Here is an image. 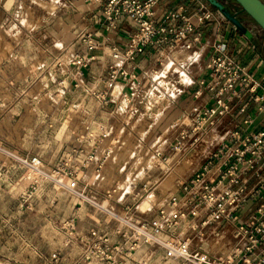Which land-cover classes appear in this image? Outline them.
<instances>
[{
	"label": "clouds",
	"instance_id": "9594fccd",
	"mask_svg": "<svg viewBox=\"0 0 264 264\" xmlns=\"http://www.w3.org/2000/svg\"><path fill=\"white\" fill-rule=\"evenodd\" d=\"M154 3L0 0V264H264L218 230L264 132L229 126L234 80Z\"/></svg>",
	"mask_w": 264,
	"mask_h": 264
},
{
	"label": "built area",
	"instance_id": "2783aa9c",
	"mask_svg": "<svg viewBox=\"0 0 264 264\" xmlns=\"http://www.w3.org/2000/svg\"><path fill=\"white\" fill-rule=\"evenodd\" d=\"M150 2L151 0H137L141 10H143L145 4ZM189 2L192 6V12L190 15H185L183 13L184 9L165 8L167 0H155V3L151 7L153 15L150 18V22L153 23L156 31L159 32L161 36H167L171 39L175 31L191 25L193 35L198 39L200 36V34L196 32V27L198 25H204L213 19L219 21L228 20L218 8L214 11L206 10L203 0H189ZM159 6L163 11L161 14H158V11H160V9L158 10ZM144 19L147 20L149 17L145 16ZM161 30L163 31L161 32ZM156 38L159 39V37ZM209 59L216 60L217 66L219 63L224 64V68L221 69L222 75L220 76L221 87L223 86L225 77L234 80L231 91L235 92V95L230 96L229 93H226L225 96L222 97L225 104L229 105V102L237 100L238 102H241L239 111L245 113L248 106L247 98H252L253 101L258 103V111L264 110V94L255 95L259 83L246 69L245 65L237 62L228 54L227 48L222 43L214 45L213 53ZM213 75L214 70L210 69L207 73L206 79L211 80ZM217 75L219 76V73H217ZM242 97L243 100H241ZM211 104H217V100L213 98ZM252 121L253 119L251 115L247 113L242 119L243 124L249 125ZM258 132H264V128L256 132L246 133L242 135V139L251 134L254 136ZM232 143L243 149V145L238 144L237 141H233ZM243 160L244 164L239 167L242 179H238L234 185V188L242 189L240 197L242 203L228 213L227 219L222 217V222L218 223H220V226L227 222L232 224V236L235 239V244L238 239L236 233L240 228H243L245 232L248 233L250 239H255L257 241V247L264 248V229L257 231V229H261V226L264 225V215L261 214V212L264 211V152H261L259 156H253L251 153H248ZM233 162H235V159H233ZM251 174L255 176L256 184L251 189H247V177ZM249 247H251V245H249ZM248 254L250 255L251 253ZM240 264H243L242 260Z\"/></svg>",
	"mask_w": 264,
	"mask_h": 264
},
{
	"label": "crops",
	"instance_id": "0c3cea01",
	"mask_svg": "<svg viewBox=\"0 0 264 264\" xmlns=\"http://www.w3.org/2000/svg\"><path fill=\"white\" fill-rule=\"evenodd\" d=\"M206 10L214 11L217 7L210 0H203ZM216 1V0H215ZM264 2V0H261ZM223 2V1H222ZM221 3V2H219ZM165 8H180L184 9L185 15H190L192 12V6L189 0H167ZM158 14L163 11L161 7H158ZM243 11H234L230 13L234 15L249 32V35H245L241 32L230 20L219 21L213 19L204 25H198L196 32L200 34L198 40L201 44L207 45V58L209 59L213 53V47L217 43H222L226 48L228 54L234 58L237 62L245 65L246 69L253 75L255 80L259 83V87L256 90L255 95L264 94V36L260 35L258 27L253 25L242 14ZM5 13L0 10V20ZM158 16V15H157ZM123 36L124 33H121ZM125 39L127 37L125 36ZM207 77V76H206ZM205 77V78H206ZM243 100V97L241 98ZM212 100L210 101V104ZM247 109L245 113L239 111L241 102L233 100L229 102L230 109L234 107L235 113L232 117V122L229 124H236L238 130L244 135L249 132H256L264 128V111H258V103L253 101L252 98H247ZM250 114L253 121L251 124H243L242 119L245 114ZM236 143V142H234ZM256 184L255 176L253 174L247 177V189H251ZM233 226L231 223H224L219 227V231L226 235V238L230 237V246L235 244V239L232 236Z\"/></svg>",
	"mask_w": 264,
	"mask_h": 264
},
{
	"label": "water",
	"instance_id": "95a60500",
	"mask_svg": "<svg viewBox=\"0 0 264 264\" xmlns=\"http://www.w3.org/2000/svg\"><path fill=\"white\" fill-rule=\"evenodd\" d=\"M222 13L230 20L241 32L249 35L246 27L234 16L231 15L221 3L215 0H210ZM241 7V10L246 12L256 24L264 31V2L261 0H234Z\"/></svg>",
	"mask_w": 264,
	"mask_h": 264
},
{
	"label": "rangeland",
	"instance_id": "374dc122",
	"mask_svg": "<svg viewBox=\"0 0 264 264\" xmlns=\"http://www.w3.org/2000/svg\"><path fill=\"white\" fill-rule=\"evenodd\" d=\"M218 3L219 2H221V4L223 5V7L229 12V13H232V12H234V11H240L241 10V7H240V5L238 4V3H236L235 1H233V0H216ZM223 1V2H222ZM242 11V10H241ZM244 12V11H243ZM6 15V14H5ZM5 15L4 16H2L1 17V20H3L4 19V17H5ZM245 18H247V20L249 21V22H251L253 25H256L257 27H258V29H260V30H258L259 31V33H260V35H263L264 36V31L256 24V22L246 13V12H244L243 14H242ZM227 240L229 241V243H228V247H231L230 246V243H231V241L232 240H230V237H228L227 238Z\"/></svg>",
	"mask_w": 264,
	"mask_h": 264
},
{
	"label": "bare ground",
	"instance_id": "6f19581e",
	"mask_svg": "<svg viewBox=\"0 0 264 264\" xmlns=\"http://www.w3.org/2000/svg\"><path fill=\"white\" fill-rule=\"evenodd\" d=\"M245 27V26H244Z\"/></svg>",
	"mask_w": 264,
	"mask_h": 264
},
{
	"label": "trees",
	"instance_id": "16d2710c",
	"mask_svg": "<svg viewBox=\"0 0 264 264\" xmlns=\"http://www.w3.org/2000/svg\"><path fill=\"white\" fill-rule=\"evenodd\" d=\"M234 1V0H233Z\"/></svg>",
	"mask_w": 264,
	"mask_h": 264
}]
</instances>
